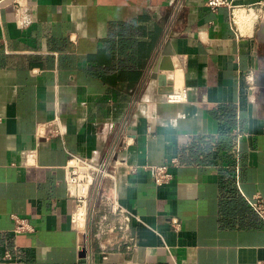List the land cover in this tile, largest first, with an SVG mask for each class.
<instances>
[{
	"label": "crops",
	"instance_id": "crops-1",
	"mask_svg": "<svg viewBox=\"0 0 264 264\" xmlns=\"http://www.w3.org/2000/svg\"><path fill=\"white\" fill-rule=\"evenodd\" d=\"M207 1L0 0V264L264 260L248 200L264 197V0H231L239 35L232 9ZM168 85L186 97L168 100ZM55 118L65 132L40 146L38 126ZM70 154L115 162L130 218L94 192L76 229ZM173 159L157 185L145 166ZM13 214L34 231L16 234ZM101 218L124 227L100 240Z\"/></svg>",
	"mask_w": 264,
	"mask_h": 264
},
{
	"label": "built area",
	"instance_id": "built-area-1",
	"mask_svg": "<svg viewBox=\"0 0 264 264\" xmlns=\"http://www.w3.org/2000/svg\"><path fill=\"white\" fill-rule=\"evenodd\" d=\"M18 1V0H17ZM264 3L261 1V4ZM207 4L213 8L217 9L219 6L226 5L232 9L231 26L236 34H241L240 25L238 18L236 17L235 6L232 4L231 0H208ZM245 12L249 16H254L252 11L253 7H243ZM261 12H264V6H261ZM258 17V16H256ZM238 34V35H239ZM247 77L250 80L254 79V74L250 72ZM186 97V89L176 90L168 95V100L170 101H181ZM65 129L58 118L54 120L42 122L37 129L36 137L40 146L46 145L54 136H62ZM177 165V160L173 159L171 162L147 165L146 169L151 171L154 181L157 185H163L169 183L173 179V173L170 170V166ZM131 171H137V166L130 167ZM67 171V185L69 189V194L73 199L74 205L72 210L71 220L76 229L83 232L86 228V223L88 220V211L91 200L93 198V193L96 192L100 196L102 203H108L111 207V211L114 213L124 212L126 218H130L132 215L127 211L123 205L120 203L118 196V172L117 165L111 162H105L103 160H95L93 158L84 157L78 154H70L69 159L66 164ZM110 179L111 183L108 187L103 185L105 179ZM251 206L264 220V197L260 194L255 195L248 199ZM15 220L14 231L16 234H26L34 231L33 224L28 218L13 214ZM175 223L179 224L177 220ZM123 224L119 226L108 225L104 218L97 221L96 226V236L101 240L102 235L105 233L113 234L118 228H123ZM121 241L126 242L129 245L133 242V237L126 235L121 236ZM120 244H122V242ZM84 242H79V247L82 246ZM101 248L103 249L104 258H108L109 252L106 250L108 243L105 241H100ZM130 246V245H129ZM10 255L9 253H7ZM126 264H137L133 260H127ZM257 264H264V260H259Z\"/></svg>",
	"mask_w": 264,
	"mask_h": 264
},
{
	"label": "water",
	"instance_id": "water-1",
	"mask_svg": "<svg viewBox=\"0 0 264 264\" xmlns=\"http://www.w3.org/2000/svg\"><path fill=\"white\" fill-rule=\"evenodd\" d=\"M257 36L259 37V39L261 41L264 42V19L260 22L259 26H258V29H257ZM163 69H174V64L171 65V66H166V65H161ZM160 80H161V84L164 85V81L166 79V75L165 74H155ZM174 91V88L172 85H168L167 88H165L163 90V92H166V93H170V92H173Z\"/></svg>",
	"mask_w": 264,
	"mask_h": 264
}]
</instances>
